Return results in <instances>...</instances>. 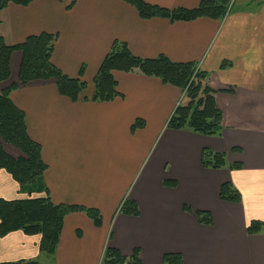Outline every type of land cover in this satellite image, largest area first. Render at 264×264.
<instances>
[{"label": "crops", "instance_id": "1", "mask_svg": "<svg viewBox=\"0 0 264 264\" xmlns=\"http://www.w3.org/2000/svg\"><path fill=\"white\" fill-rule=\"evenodd\" d=\"M69 1L9 3L0 9V35L11 45L42 32L55 35L51 62L86 83L77 101L61 95L53 79L18 86L9 96L40 145L46 165L40 185L50 200L94 208L101 224L81 211L67 214L52 253L39 250V235L9 232L0 236V262L105 264L104 250L112 247L126 257L138 250L141 264H168L166 253L180 254L181 264H264V227L246 232L251 221L264 223V0H230L222 19L186 21L142 18L124 0H75L67 9ZM144 1L172 10L204 0ZM114 41L140 58L195 63L214 90L220 134L167 127L182 89L138 70H114L119 95L91 100L93 79ZM17 51L18 75L22 54L15 50L11 58ZM137 120L142 124L132 129ZM9 145L2 143L6 153L21 155ZM204 149L223 153L227 166L203 167ZM225 182L240 202L219 198ZM40 189L32 195L44 196ZM28 191L0 169V198H24ZM125 200L137 205L138 215L120 211ZM197 211H207L211 223L199 222Z\"/></svg>", "mask_w": 264, "mask_h": 264}, {"label": "trees", "instance_id": "2", "mask_svg": "<svg viewBox=\"0 0 264 264\" xmlns=\"http://www.w3.org/2000/svg\"><path fill=\"white\" fill-rule=\"evenodd\" d=\"M33 0H0V9L9 3L27 5ZM133 5L142 18L164 17L171 21L192 20L207 16L222 19L229 12L230 0H204L196 8L167 9L144 0H124ZM75 0L66 5L69 9ZM55 35L42 32L28 36L18 44H7L0 35V83L10 76V59L15 50L22 54L18 68L17 81L8 84L0 92V169L6 170L20 185L25 186L28 196L18 199L0 198V236L20 230L27 235H39V250L45 253L55 251L64 217L76 211L84 212L96 226L101 224V215L94 208L55 204L50 200L45 187L40 185L46 165L41 159L40 145L32 140L27 132L25 115L10 99L11 90L24 86L32 81L53 79L61 95L77 101L86 88L80 78L65 75L51 62ZM226 65V62L222 66ZM114 70L132 72L138 70L144 75L155 76L162 82L181 88L185 92L186 102L177 106L167 121V127L173 129H190L203 135H219L221 131L222 113L215 104L214 90L205 82L206 74L196 68L195 63L172 62L164 55L154 58H140L133 55L125 42L114 41L103 59L93 79V101H111L119 95L116 81L112 75ZM137 120L132 129L140 126ZM16 147L21 155L13 157L6 153L2 143ZM201 164L206 168H222L227 166L223 153L204 149ZM231 168L241 167L240 163L228 165ZM41 188L44 196L32 195V191ZM39 193V192H38ZM219 198L225 201L240 202L241 195L230 182L220 186ZM185 211L190 208L184 206ZM120 211L129 215H138L137 205L125 200ZM199 222L210 224L211 217L207 211H197ZM264 223L251 221L246 232L257 234L263 230ZM163 260L168 264H181L182 258L177 253H166ZM105 264H141L138 250L128 257L118 250L106 247L102 256ZM0 264H40L36 260L1 261Z\"/></svg>", "mask_w": 264, "mask_h": 264}, {"label": "rangeland", "instance_id": "3", "mask_svg": "<svg viewBox=\"0 0 264 264\" xmlns=\"http://www.w3.org/2000/svg\"><path fill=\"white\" fill-rule=\"evenodd\" d=\"M19 60H20V53L17 51L13 54V56L11 58L9 78L0 83V92H1V89L5 85H8L10 82L16 80V78H17V66H18ZM185 102H186V100L183 103H185ZM9 146L13 150L14 155L20 154V152L18 151V149L16 147L14 148V147H12V145H9Z\"/></svg>", "mask_w": 264, "mask_h": 264}]
</instances>
